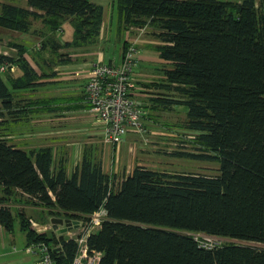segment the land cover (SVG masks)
Masks as SVG:
<instances>
[{
  "label": "trees",
  "instance_id": "16d2710c",
  "mask_svg": "<svg viewBox=\"0 0 264 264\" xmlns=\"http://www.w3.org/2000/svg\"><path fill=\"white\" fill-rule=\"evenodd\" d=\"M24 1L0 3V27L28 33L40 20L38 48L56 58L39 59L17 42L16 52L0 53V225L12 230L19 217L30 244L45 242L57 264H72L74 237L39 234L13 213L9 202L28 197L49 216L77 220L104 209L88 237L99 264H264V0L114 1L121 34L144 29L159 42L160 79L137 81L144 108L187 107L196 147L172 155L219 163L216 175L135 165L120 181L92 156L70 173L51 147L27 150L8 139L7 124L36 111L17 93L51 84L54 66L71 60L67 49L97 44L104 24V6L92 0ZM67 21L73 37L60 40ZM197 233L230 241L206 246Z\"/></svg>",
  "mask_w": 264,
  "mask_h": 264
},
{
  "label": "rangeland",
  "instance_id": "374dc122",
  "mask_svg": "<svg viewBox=\"0 0 264 264\" xmlns=\"http://www.w3.org/2000/svg\"><path fill=\"white\" fill-rule=\"evenodd\" d=\"M114 1L104 0L106 19L103 26L104 33L102 40H104L103 42L106 45L108 43V45L105 47L99 46L101 49L98 48V52L103 51L105 55L104 63H111L113 61L112 63L120 64L122 61L121 53L123 56L128 46L122 49L124 38H121V33L118 30L117 13L113 8ZM2 2H14L19 5L25 4L24 0H0V3ZM111 29L113 30V35L110 38ZM6 30L0 27V53L8 48H12L10 47L12 41L18 40L25 41L29 45L28 47L32 48L33 54L39 57V59H42V55L44 56V60L48 59L51 62L55 60L52 59L56 57L50 50L43 51L39 49L43 36L41 32L45 30L40 20H34L33 29L28 33L12 29ZM129 33L127 37H129L131 42L130 46L136 47V44H138L139 49H141L140 54H143V57L139 59L137 57L138 63L134 70L137 76L135 75V77L146 83L160 79L161 74L158 68L161 67L163 62L157 61L155 58L158 57L155 52V46L158 43L157 39L144 31V29H132ZM3 34L12 40L4 39ZM56 34L60 40L71 39L73 37L72 24L68 21L65 22ZM109 39H112L111 42H109ZM149 45H151V48ZM152 45L155 46L152 47ZM67 50L73 52L75 49L71 48ZM71 87L68 83L52 82L33 90H22L20 91L22 93H17L18 97H25V100L31 102L33 110L36 111L34 114H31L27 121H22L18 124L9 122L7 124L5 131L9 134L7 137L11 143L23 144L25 146L23 148L27 150L39 147H51L55 160L57 162L60 160L64 161L70 173L76 169L85 155L92 156L97 160H101L104 171L111 175L116 174L119 181L127 173V170H131L138 163L148 168L171 172L184 171L207 175H216L218 173L219 163L216 161H201L172 155V152L193 151L196 147L195 133L185 128L187 107L177 106L171 110H155L151 109V107H146L147 116L143 120L144 132L131 131L121 143L112 145L103 140L102 131L101 129L99 130V124L93 112L91 113L94 119L90 125L87 121L85 122L83 116L79 117L76 112H72L73 109H77V105L74 103L76 101L74 98L76 96L75 89ZM138 93L143 94L140 91ZM139 97L142 103L149 106V102L143 95ZM88 125L91 131L84 133L80 128ZM94 133L102 135V143L105 147H101L99 141H95ZM86 139H89V143L86 142L85 144L83 141ZM105 150L107 153H105ZM27 200L28 197L18 199L17 196L9 203L12 205L14 212L17 213L22 211L18 205L22 204V202H28ZM30 205L37 208L33 209L34 212L30 213V216L38 226L45 225L44 227L49 228L51 225L49 219L52 217L68 218L61 215L55 216L56 214L49 216L50 208L39 204L36 205L32 202ZM71 219L76 220L74 218ZM82 219L86 220V216L77 220L80 221ZM102 219L103 215H101L99 220ZM19 226L17 224L13 232L16 237L24 238V232L20 230ZM52 228L54 227L52 226ZM52 228L48 231L49 234L52 232ZM79 231L80 229L78 230L77 228V230L71 231L69 236H74ZM196 237L206 246L230 241L203 233H197Z\"/></svg>",
  "mask_w": 264,
  "mask_h": 264
},
{
  "label": "built area",
  "instance_id": "2783aa9c",
  "mask_svg": "<svg viewBox=\"0 0 264 264\" xmlns=\"http://www.w3.org/2000/svg\"><path fill=\"white\" fill-rule=\"evenodd\" d=\"M136 55V47L130 46L120 64L96 63L85 86L87 102L97 118L103 140L112 145L121 143L131 131L142 133L145 130L143 120L147 110L136 95ZM101 215L103 219L99 220ZM105 217L106 211L101 209L79 221L80 231L72 236L78 246L72 264H99L102 254L88 246V237L98 231ZM31 226L39 234L52 228V225L49 228L38 226L32 219ZM27 251L37 254L40 264H57L45 242L31 243Z\"/></svg>",
  "mask_w": 264,
  "mask_h": 264
},
{
  "label": "crops",
  "instance_id": "0c3cea01",
  "mask_svg": "<svg viewBox=\"0 0 264 264\" xmlns=\"http://www.w3.org/2000/svg\"><path fill=\"white\" fill-rule=\"evenodd\" d=\"M92 1L104 6V24H103V26H104L105 25V19H106V5L104 3V0H92ZM6 31H8V30H6ZM111 31L112 32H111L110 38L113 35V30L111 29ZM103 33H104V29H103L102 34L100 36V40L97 44L89 46V47H83L80 49L78 48V49L73 50V52H70L71 60L65 64H58V65L54 66V70L56 71V75L50 79V81L54 82V83L55 82H58V83L62 82L65 84L68 83V84H70V86H72L71 87L72 89H75L74 91H75L76 96H74V98L76 99V101L74 103H76L77 109H73L72 112H76L79 117L83 116V118H85V122L87 121L89 123V125L91 122H93L94 117L91 113L92 111H91L90 107L88 106L86 101L83 99V95H84L85 84L88 80V77H89V74L91 72L93 65H95L98 62H105V55H104L103 51L100 53L98 52V48L101 49L99 46L105 47L108 45V43L106 45V43L103 42L104 40H102L103 39ZM129 34H130L129 31H125L124 34H121V38L122 39L124 38L125 41L126 40L130 41L129 37H127ZM3 38L6 39L7 36H5L3 34ZM7 39H9V38H7ZM9 40H12V39L10 38ZM66 40H70V39H66ZM111 40L109 42H111ZM17 41L18 40H16V41L14 40L12 42H17ZM101 42H103V43H101ZM17 43H21V44H24L26 46H29L25 41H18ZM136 45H137L136 46L137 47V57L139 59L140 57H143V54H140L141 49H139L138 44H136ZM149 46L151 48V45H149ZM154 46L152 45V47H154ZM10 47H12V46L10 45ZM14 52H16V49L13 47L8 48L5 51H3V53H14ZM155 52L158 55V57H155L156 60L162 62V60L159 58V54H158L157 50ZM135 75L137 76L136 72H135ZM136 80L140 81L137 78H136ZM20 93H22V92H18V94H20ZM137 96L140 99L139 96H141V94L137 92ZM22 98L25 99V97H22ZM89 125L88 126H82L80 129L82 131H84V133H87V132L89 133L91 131V130H89V129H91V128H89L90 127ZM99 130H100V126H99ZM93 135H95V141H97V142L99 141V144H101L100 146L105 147V145L102 143V135L101 134L98 135L96 133H94ZM86 142L89 143V139H86L83 141V143H85V144H86ZM16 145L18 147H22V148L25 147L23 144L16 143ZM45 146H47V145H45ZM119 148H120V146H119ZM119 148H117V149H119ZM105 153H107L106 150H105ZM140 164L141 163H138V165H140ZM131 170H129V171L127 170V173H125V175H128ZM18 199H22V198H18ZM29 203L30 202H22V204H19L18 206H20L22 209V211H20L21 213L23 212L28 218L32 219V217L30 216V213H33L34 212L33 209L36 207H33L32 205H30L31 203L30 204ZM10 206L12 208L13 213L18 215L19 212L15 213L11 204H10ZM49 220L51 221V218ZM17 224L20 225L19 226L20 230L23 231L21 228V222H20L19 217H16L12 230H7L2 225H0V264H40L39 263V256L37 254H34V253L27 251V247L30 243L27 239L26 232L23 231L24 232V238L16 237L15 233L13 232L15 229V226ZM51 225L55 228V229L52 228V232H55L56 234H58L59 231L61 232L62 227H60V226L55 227L52 223H51ZM75 230H77L76 227L71 228V230L65 232V234L67 236H69L70 235L69 233L71 231H75Z\"/></svg>",
  "mask_w": 264,
  "mask_h": 264
},
{
  "label": "water",
  "instance_id": "95a60500",
  "mask_svg": "<svg viewBox=\"0 0 264 264\" xmlns=\"http://www.w3.org/2000/svg\"><path fill=\"white\" fill-rule=\"evenodd\" d=\"M51 223L53 225H57L62 227L61 228V233H65L68 230H70L73 226H78L79 221L78 220H73L71 218H63V217H52L51 218Z\"/></svg>",
  "mask_w": 264,
  "mask_h": 264
},
{
  "label": "clouds",
  "instance_id": "9594fccd",
  "mask_svg": "<svg viewBox=\"0 0 264 264\" xmlns=\"http://www.w3.org/2000/svg\"><path fill=\"white\" fill-rule=\"evenodd\" d=\"M76 227V226H75ZM75 227H72V228H75ZM77 228V227H76ZM71 230V229H70ZM70 230H68V231H70Z\"/></svg>",
  "mask_w": 264,
  "mask_h": 264
}]
</instances>
